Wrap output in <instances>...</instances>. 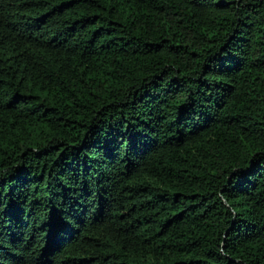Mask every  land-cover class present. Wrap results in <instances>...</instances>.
I'll return each mask as SVG.
<instances>
[{
	"label": "trees",
	"instance_id": "obj_1",
	"mask_svg": "<svg viewBox=\"0 0 264 264\" xmlns=\"http://www.w3.org/2000/svg\"><path fill=\"white\" fill-rule=\"evenodd\" d=\"M0 264H264V0H0Z\"/></svg>",
	"mask_w": 264,
	"mask_h": 264
}]
</instances>
